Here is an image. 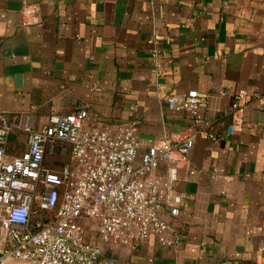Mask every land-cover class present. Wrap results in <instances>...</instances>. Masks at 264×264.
Listing matches in <instances>:
<instances>
[{"label":"crops","instance_id":"1","mask_svg":"<svg viewBox=\"0 0 264 264\" xmlns=\"http://www.w3.org/2000/svg\"><path fill=\"white\" fill-rule=\"evenodd\" d=\"M192 90L206 97L200 119L168 104ZM240 92L249 96L244 126L230 133ZM261 97L264 0H0V126L11 127L9 156L28 149V128L82 107L88 127L140 122L143 144L195 136L176 186L181 214H165L182 245L153 237L114 246L95 236L115 264H264Z\"/></svg>","mask_w":264,"mask_h":264},{"label":"built area","instance_id":"2","mask_svg":"<svg viewBox=\"0 0 264 264\" xmlns=\"http://www.w3.org/2000/svg\"><path fill=\"white\" fill-rule=\"evenodd\" d=\"M248 99L236 95L230 133L243 130ZM205 103L195 90L168 97L172 110L194 119ZM89 116L85 107L52 115L45 126L26 130L28 149L13 157L5 149L11 127L0 126V264H115L95 236L114 246L153 237L165 247L182 245L165 214L173 220L181 214L176 186L195 136L150 137L143 144L140 122L109 130L88 127ZM55 152L65 159L58 171L46 166ZM194 174L189 169L188 177Z\"/></svg>","mask_w":264,"mask_h":264},{"label":"trees","instance_id":"3","mask_svg":"<svg viewBox=\"0 0 264 264\" xmlns=\"http://www.w3.org/2000/svg\"><path fill=\"white\" fill-rule=\"evenodd\" d=\"M50 157H55L56 161H49ZM65 163V159L62 158L58 152H55L53 154L48 155V157L46 158V166L53 170V171H58V169H56L58 166L62 167V165Z\"/></svg>","mask_w":264,"mask_h":264},{"label":"rangeland","instance_id":"4","mask_svg":"<svg viewBox=\"0 0 264 264\" xmlns=\"http://www.w3.org/2000/svg\"><path fill=\"white\" fill-rule=\"evenodd\" d=\"M49 161H56V158L55 157H50Z\"/></svg>","mask_w":264,"mask_h":264}]
</instances>
